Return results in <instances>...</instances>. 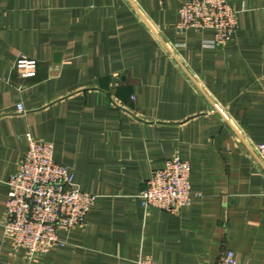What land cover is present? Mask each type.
Masks as SVG:
<instances>
[{"label":"crops","instance_id":"1","mask_svg":"<svg viewBox=\"0 0 264 264\" xmlns=\"http://www.w3.org/2000/svg\"><path fill=\"white\" fill-rule=\"evenodd\" d=\"M183 1L0 0V264H217L227 250L264 264V0H227L236 25L214 45L212 29H176ZM29 138L97 195L33 257L4 230ZM174 155L199 194L144 209L146 180Z\"/></svg>","mask_w":264,"mask_h":264},{"label":"built area","instance_id":"2","mask_svg":"<svg viewBox=\"0 0 264 264\" xmlns=\"http://www.w3.org/2000/svg\"><path fill=\"white\" fill-rule=\"evenodd\" d=\"M238 10L227 0H184L175 24L179 32L189 28H209L213 39L208 45L228 41L236 25ZM23 77L36 74L35 59L19 57L15 62ZM23 110L22 105L17 107ZM264 161V139L256 145ZM51 142L29 138L27 150L16 173L7 180L4 230L17 248L30 257L58 243V231L85 221L97 195L82 191L67 166L53 158ZM191 164L178 155L151 171L139 199L144 209L155 207L176 213L199 193L191 188ZM136 264H168L140 255ZM217 264H239L232 250L222 254Z\"/></svg>","mask_w":264,"mask_h":264}]
</instances>
